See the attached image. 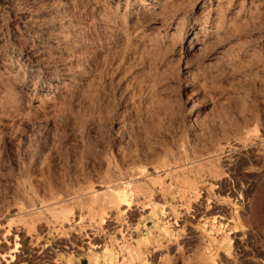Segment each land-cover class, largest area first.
I'll return each mask as SVG.
<instances>
[{
  "label": "rangeland",
  "instance_id": "obj_1",
  "mask_svg": "<svg viewBox=\"0 0 264 264\" xmlns=\"http://www.w3.org/2000/svg\"><path fill=\"white\" fill-rule=\"evenodd\" d=\"M263 146L264 0H0V257L264 264Z\"/></svg>",
  "mask_w": 264,
  "mask_h": 264
},
{
  "label": "bare ground",
  "instance_id": "obj_2",
  "mask_svg": "<svg viewBox=\"0 0 264 264\" xmlns=\"http://www.w3.org/2000/svg\"><path fill=\"white\" fill-rule=\"evenodd\" d=\"M152 8H153V6H152ZM154 8H155V7H154ZM213 28H214V27H213ZM215 29H216V28H215ZM207 30L209 31V29H207ZM211 30H212V29H211ZM204 31H205V30H204ZM212 31H213V30H212ZM214 32H215V31H214ZM214 32H213V33H214ZM216 32H217V31H216ZM219 32H220V31H219ZM211 33H212V32H211ZM217 35H218V34H217ZM212 36H213V35H212ZM195 42H196V41H195ZM197 43H198V42H197ZM190 44H191V43H190ZM188 46H189V45H188ZM239 142H240V141H239ZM248 142H249V141H248ZM250 142H251V141H250ZM253 142H254V141H253ZM230 144H231V143H230ZM232 144H233V142H232ZM232 144H231V145H232ZM242 144H243V143H242ZM227 145H228V144H227ZM247 145H248V144H247ZM228 146H229V145H228ZM235 146H236V143H235ZM253 146H254V145H253ZM244 147H245V146H244ZM247 147H248V146H247ZM256 147H257V146H256ZM261 147H262V146H261ZM263 147H264V146H263ZM229 149H230V148H229ZM241 149H242V148H241ZM245 149H246V148H245ZM254 149H255V148H254ZM262 149H264V148H262ZM237 150H238V149H237ZM247 150H248V149H247ZM249 150H250V148H249ZM239 151H240V149H239ZM241 152H242V151H241ZM261 152L264 153L263 151H261ZM258 155H259V154H258ZM258 155H257V156H258ZM261 155H262V154H260L259 156L261 157ZM200 162H201V161H200ZM203 162H204V161H203ZM208 162H209V161H208ZM201 163H202V162H201ZM202 164H203V163H202ZM209 164H210V163H209ZM205 165H207V164L205 163ZM208 168H210V167H208ZM206 174H207V173H206ZM210 174H211V173H210ZM210 174H208V175H210ZM213 174H214V173H213ZM136 176H137V175H136ZM137 177H138V176H137ZM213 178H215V176H214ZM218 179H219V178H218ZM218 179H217V181H218ZM214 180H215V179H214ZM206 181H207V180H206ZM210 181H212V180H210ZM210 181H209V182H210ZM209 182H208V183H209ZM221 183H222V181L220 182V184H221ZM209 184H211V183H209ZM215 184H216V183H215ZM220 184H219V186H220ZM222 185H223V184H222ZM222 185H221V188L223 187ZM212 186H213V185H212ZM219 186H218V187H219ZM218 187H217V188H218ZM241 190H242V189H241ZM243 192H244V191H243ZM235 195H236V194H235ZM236 196H237V195H236ZM147 200H148V199H147ZM52 205H54V204H52ZM138 205H139V204H138ZM55 206H56V205H55ZM55 206H54V207H55ZM136 207H137V206H136ZM140 207H141V206H140ZM140 207H139V208H140ZM141 208H143V207H141ZM142 210H143V209H142ZM195 210H196V209H195ZM197 215H198V214H197ZM75 221H76V220H75ZM78 221H79V220H78ZM76 222H77V221H76ZM7 225H8V224H7ZM0 227H1V226H0ZM7 227H8V226H7ZM10 227H11V226H10ZM4 229H5V228H4ZM50 229H51V228H50ZM1 230H2V229H1ZM5 230H6V229H5ZM10 230H11V229H10ZM17 231H18V230H17ZM15 232H16V231H15ZM15 232H14V233H15ZM0 233H1V232H0ZM16 233H17V232H16ZM7 234H9V233H7ZM10 234H13V232L10 233ZM20 234H21V233H20ZM89 235H90V234H89ZM89 235H88V236H89ZM9 236H10V235H9ZM84 236H85V235H84ZM91 236H92V235H91ZM91 236H90L89 238H91ZM93 236H94V235H93ZM5 237H7V236H5ZM7 238L9 239L10 237H7ZM7 238H5V239H7ZM1 239H2V238H1ZM1 239H0V240H1ZM5 239L3 238V240H5ZM60 239H61V238H60ZM60 239H59V241H60ZM91 239H92V238H91ZM10 240H11V239H10ZM23 240H24V239H23ZM34 240H35V238H34ZM83 240H84V239H83ZM85 240H86V239H85ZM85 240H84V241H85ZM1 241H2V240H1ZM42 241H43V240H42ZM42 241H41V242H42ZM61 241H62V240H61ZM91 241H94V240L92 239ZM30 242H31V244H32V239H31ZM43 242H44V241H43ZM57 242H58V239H57ZM62 242H63V241H62ZM89 242H90V241H89ZM4 243H5V246H6V247L4 246L5 251H6V249L9 250V248H10V246H11L9 240H8V241H5ZM58 243H59V242H58ZM84 243H85V242H84ZM90 243H91V242H90ZM93 243H94V242H93ZM11 244H12V243H11ZM37 244H38V243H37ZM56 244H57V243H56ZM41 245H42V244H41ZM53 245H54V244H53ZM59 245H60V244H59ZM59 245H58V246H59ZM61 245H62V244H61ZM64 245H65V244H64ZM91 245H92V244H91ZM35 246H36V245H35ZM68 246H69V245H68ZM0 247H1V245H0ZM39 247H40V245H39L37 248H34V247H33V248H34L33 250L36 249V251H37V249H38ZM56 247H57V246H55V248H56ZM62 247H63V246H62ZM93 247L96 248V249H99V248H100V247H99V244H97V243H94V244H93ZM1 248H2V247H1ZM21 248H22V247H21ZM53 248H54V246H53ZM55 248H54V249H55ZM57 248H58V247H57ZM60 248H61V247H60ZM64 248H65V247H64ZM10 249H11V248H10ZM46 249H48V247H47ZM62 249H63V248H62ZM68 249H69V248H68ZM3 250H4V249H3ZM15 250H16V249H15ZM30 250H31V249H30ZM44 250H45V248H44ZM57 250H59V248H58ZM63 250H64V249H63ZM73 250H74V248H73ZM42 251H43V250H42ZM6 252H7V251H6ZM24 252H25V251H24ZM27 253H28V252H27ZM29 253L33 254L32 252H29ZM35 253H36V252H35ZM2 254H3V255L0 257V259H1L2 263L4 262L5 264H51V263L47 262L48 260H47V261L40 262V263H35V262L32 263V262H28V261L25 260V257H24V259H23V257L21 256V257H22V259H21L19 255H17V256H15V255H9V254H10L9 251H8V253H5V254L2 253ZM11 254H13V253H11ZM21 254H22V253H21ZM43 254H44V253H43ZM49 254H50V253H49ZM29 255H30V254H29ZM39 255H40V252H39ZM39 255H38V256H39ZM27 256H28V255H27ZM35 256H36V255H34V257H35ZM38 256H37V257H38ZM42 256H43V255H42ZM45 256H46V254L44 255L43 258H46ZM50 256H51V254H50ZM53 256H54V255H53ZM32 257H33V256H32ZM37 257H36V258H37ZM38 258H42V257L39 256ZM38 258H37V260H38ZM27 260H28V259H27ZM29 260H32V259H30V257H29ZM34 260H35V259H34ZM39 260H40V259H39ZM32 261H33V260H32ZM0 264H1V263H0ZM52 264H53V263H52Z\"/></svg>",
  "mask_w": 264,
  "mask_h": 264
}]
</instances>
